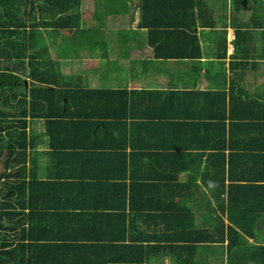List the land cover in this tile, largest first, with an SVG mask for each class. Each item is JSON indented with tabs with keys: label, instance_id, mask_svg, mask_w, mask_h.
Listing matches in <instances>:
<instances>
[{
	"label": "crops",
	"instance_id": "0c3cea01",
	"mask_svg": "<svg viewBox=\"0 0 264 264\" xmlns=\"http://www.w3.org/2000/svg\"><path fill=\"white\" fill-rule=\"evenodd\" d=\"M69 3L67 17L70 18H67V22L69 25L72 23L73 28L40 26L36 38H33L38 48L48 47L61 81L80 83L93 89H126L130 92L215 90L228 92V97L234 92L244 99H264V0H175L170 5L160 4L153 9L146 5V0H69ZM31 8L30 4L25 8L22 2L15 3L8 11L16 12V16L20 17L30 14ZM58 8L54 5L49 9L53 17L61 15L54 14ZM41 11L39 5L34 10L38 17ZM0 12H4L2 7ZM148 15L153 18L152 22L159 24L160 29H150L143 24L144 16ZM193 36L197 37V45ZM73 42L82 50L76 53L77 57L68 58L65 47ZM162 46V50L171 51L173 55L158 57L156 48ZM29 79L25 78L27 87ZM128 96L127 101H122L124 98L120 93L110 92L100 98V102L110 110L119 111V114L127 113L128 116L123 120L118 119V123L125 124L114 126L116 139L112 137L109 140V135L102 138V144L112 142L110 145L117 146L115 155L102 153L100 158H90V162L89 156L83 157L87 163L85 166L76 162L63 165L60 160L66 153L56 152L61 142L49 140L45 119L29 118V139L35 138L33 144L29 141L28 172H34L37 182L58 183L62 189L60 191L69 200L64 204L74 207V211L84 210L77 196L79 188L74 184H71L72 188H67L65 182L76 181L80 174L92 176L94 183L99 184L90 185V190L89 186L82 187L81 192L87 200H91L90 206L103 208L113 196L118 199L115 211L124 213V196L116 191L123 190L122 185L126 184L127 197L144 198L150 204H159L161 210H167L165 216H160L163 212H159L158 215L149 214V217L144 218L139 216L143 209H132L134 204L130 207V201L127 200L126 217L105 219L99 215L90 218L88 223L92 228L85 232L78 228L79 234L88 235V238L73 243H76L75 246L101 243V248L96 251L101 264L103 261L105 264H198L197 260L189 262L194 252L190 243L200 240L198 233L197 238L191 240L196 234L193 233L195 228L206 227L208 222L220 223V218L226 227L239 224V220L230 215L228 203L231 190L227 187L221 198H212L204 182L201 166L194 172L195 181L191 180L192 171L183 167L184 163L180 170H175L170 161L159 160L157 156L172 151L166 149L172 144H169V140L179 142L180 138L169 137L168 122L155 125L154 122L158 120L151 117L153 113H180V119L186 122L187 112L177 109L185 108L186 102L188 105L193 104V109L199 108V105L194 99L178 101L171 94L167 97V103L155 100L159 96L154 93H129ZM220 97L212 96L204 104V111L220 112ZM98 103L96 98L91 101L93 106ZM229 111L228 104L226 112ZM149 114L152 116H147ZM155 126L167 128L166 133L157 132L160 129L156 130ZM261 128H264V124ZM60 134L67 135L66 132ZM229 137L226 135L230 142ZM252 139V136L245 139V145H251L252 151L247 153L261 157L263 164L264 137L257 143H251ZM80 140L84 142L83 138ZM200 141L192 142L194 148L189 150L195 152L197 164L202 165L208 157V149L203 150ZM64 142H75L74 135ZM161 144L166 145L165 150L161 146L158 148ZM106 149L104 151H108ZM225 152L230 158L231 152ZM116 162V165L112 164ZM233 176L235 179L238 175ZM260 176H264V170ZM231 180L227 164L226 184ZM250 184L251 188L234 191L237 196L235 203L245 208L250 206L249 210L254 207L259 209L254 224L255 236L249 237V241L258 243L259 238H263L261 241L264 243V181L256 178L248 182ZM130 189H133V195ZM105 210L112 211L111 208ZM227 241L223 244L199 242L196 258L202 257L204 263L209 260L214 264H228L225 249ZM117 244L127 247L119 257L113 250ZM69 253V260H64L63 264H73L83 254V249L76 248L68 251L67 255ZM109 256L114 260L107 261ZM124 257L130 262H125Z\"/></svg>",
	"mask_w": 264,
	"mask_h": 264
},
{
	"label": "trees",
	"instance_id": "16d2710c",
	"mask_svg": "<svg viewBox=\"0 0 264 264\" xmlns=\"http://www.w3.org/2000/svg\"><path fill=\"white\" fill-rule=\"evenodd\" d=\"M77 1L80 2V0ZM171 1L175 0H146V5L153 9V7L158 8L160 4L170 5ZM22 2L25 3V8L31 5L30 14L18 17L16 16L18 13L8 11L15 3ZM38 5L42 9L40 17L34 12ZM54 5L59 7L54 13L61 14L58 17H53L52 10H49ZM69 5V0H0V8L4 10L0 12V264H63L64 260H69L70 257V253L67 255V252L76 248L83 249V254L76 258L73 264H101L96 253L101 248V243L91 242L90 245L87 243L78 246L73 243V241L78 242L88 238V235H80L78 228L82 232L92 228L88 223L90 218L99 215H103L105 219L116 218V216L126 217L127 200L130 201V207L134 204L132 209L135 207L143 209L139 215L141 217L147 218L149 214L155 216L159 212H163L160 216H165L164 212L167 210L158 208L159 204H150L144 198L127 197L126 184L122 185L123 190L116 191L124 196V205H122L124 213L115 211L118 207L115 205L118 199L113 196L103 208L97 205L90 206L91 200H87L83 191L81 192L82 187L89 186L90 190L92 185L99 184L94 183L92 176L86 174H80L74 182H65L67 188H72L71 184L79 188L77 196L84 210L74 211V207L70 205L67 207L64 204L69 200L61 192L62 189L58 183L37 182L34 172H28L29 118L45 119L49 140L61 142L56 152L66 153L60 160L63 165L76 162L85 166L87 163L83 157L89 156L90 162V158L93 156L100 158L102 153L115 155L117 146L110 145L112 142L102 144L101 141L108 135L109 140L112 137L116 139L114 126L125 124L118 123V119L123 120L128 115L110 110L106 104L100 102L103 94L110 92L120 93L124 98L122 101H127L129 93L139 95L154 93L159 96L155 100L163 103H167L169 94L177 97L178 101L179 99L196 101L199 105L197 109H193V104L188 105V102L185 108L183 106L177 109V111L180 109L182 112H187L186 122L180 119L182 118L180 113L168 115L153 113L151 118L158 120L154 122L155 125H164L168 122L169 137L180 138L179 142L169 140V144L172 143L169 148L163 145L165 143L158 145V148L161 146L163 150L166 148L172 151L169 154L159 153L161 155L157 157L162 161H170L175 170H180L182 164L187 162L183 164V167L192 171L191 180L195 181L196 173L194 172L201 166L204 182L212 198H221L228 187L231 190L228 203L230 215L236 217L239 224L226 227L224 220L220 218L222 222H217L218 224L208 222L206 227L195 228L193 233L196 234L191 240L197 238V233L200 240H193L190 243V248L194 252L189 257V262L197 260L198 264H214L209 260L204 263L202 257L196 258L197 245L200 244L199 242L223 244L228 240L225 246L228 264H264V243L261 241L263 238H259L258 243L249 241V237L255 236L254 224L258 219L259 209L254 207L249 210L250 206L245 208L235 203L237 196L234 195L236 189L251 188L252 185H248V182H253L256 178L264 181V176H260L264 170V161L262 164L261 157L247 153V151L252 152L251 145H245L247 136L253 137L251 143H257L264 137V131L262 132L264 128H261L264 124V99L263 101L255 98L244 99L234 92L228 97V92L215 90L130 92L126 89H93L76 82L61 81L59 70L49 54L48 47L38 48L33 38H36V32L40 26L73 28L72 23L69 25L67 22V18H70L67 17ZM144 20L143 24L148 25L150 29H160L159 24L152 22L151 15L144 16ZM23 27L24 29H20ZM29 32L30 39L27 42ZM193 38L197 45V37L193 36ZM162 48L164 47L156 48L158 57L173 55V52H165ZM27 77L30 78L28 87L25 83ZM112 95L116 98L114 94ZM214 95H221L218 99L221 111H204V104L208 103ZM93 98L99 101L94 106L91 104ZM228 104L229 113L226 112ZM155 127H157L156 130L160 129L157 132L166 133L167 128ZM60 132H66L67 135H61ZM71 135H74L75 142L65 143L64 141L68 137L71 138ZM226 135L230 136V142L227 141ZM34 138L30 141L31 144ZM81 138L84 142L80 140ZM198 140H201L200 145L203 150L208 149V157L202 165L197 164L198 156L194 154L195 152L189 150L194 148L192 142ZM213 140L219 141L213 142ZM238 140L242 142L239 143ZM226 150L231 152L230 158ZM112 164L116 165L117 162ZM227 164L229 178L234 180L228 184H226ZM237 171L241 172L235 174ZM256 171H260V174ZM233 175L238 176L233 179ZM133 193V189H130V194L133 195ZM106 208H111L112 211L108 212ZM240 219L243 220L240 221ZM115 247L113 250L117 252L118 257L127 249L125 245L117 244ZM124 259L125 262H130L126 261L127 258L124 257ZM112 260L114 258L107 257V261Z\"/></svg>",
	"mask_w": 264,
	"mask_h": 264
},
{
	"label": "rangeland",
	"instance_id": "374dc122",
	"mask_svg": "<svg viewBox=\"0 0 264 264\" xmlns=\"http://www.w3.org/2000/svg\"><path fill=\"white\" fill-rule=\"evenodd\" d=\"M66 43H68V42H66ZM68 44H70V43H68ZM68 44H67V47H65L68 58L77 57L76 53H79L82 49H80V48L78 49L79 45L76 42L71 43V45H68ZM69 47L72 48L73 50H71ZM123 73H125V72H123ZM33 125L36 126L35 123Z\"/></svg>",
	"mask_w": 264,
	"mask_h": 264
}]
</instances>
